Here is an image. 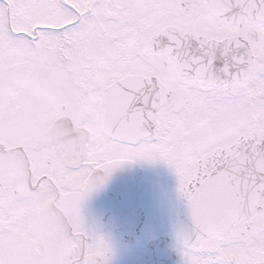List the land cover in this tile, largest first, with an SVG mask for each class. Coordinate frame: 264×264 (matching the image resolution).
<instances>
[{"label":"snow or ice","instance_id":"snow-or-ice-1","mask_svg":"<svg viewBox=\"0 0 264 264\" xmlns=\"http://www.w3.org/2000/svg\"><path fill=\"white\" fill-rule=\"evenodd\" d=\"M139 161L180 264H264V0H0V264H111L85 204Z\"/></svg>","mask_w":264,"mask_h":264},{"label":"rangeland","instance_id":"rangeland-1","mask_svg":"<svg viewBox=\"0 0 264 264\" xmlns=\"http://www.w3.org/2000/svg\"><path fill=\"white\" fill-rule=\"evenodd\" d=\"M177 194L176 186H172L169 194L171 202H175Z\"/></svg>","mask_w":264,"mask_h":264}]
</instances>
